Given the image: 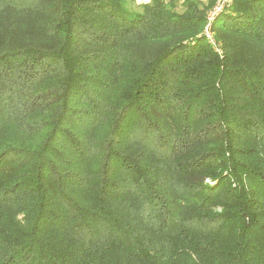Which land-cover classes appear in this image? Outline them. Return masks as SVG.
Here are the masks:
<instances>
[{
    "label": "trees",
    "instance_id": "1",
    "mask_svg": "<svg viewBox=\"0 0 264 264\" xmlns=\"http://www.w3.org/2000/svg\"><path fill=\"white\" fill-rule=\"evenodd\" d=\"M212 3L0 0V264H264V0Z\"/></svg>",
    "mask_w": 264,
    "mask_h": 264
},
{
    "label": "built area",
    "instance_id": "2",
    "mask_svg": "<svg viewBox=\"0 0 264 264\" xmlns=\"http://www.w3.org/2000/svg\"><path fill=\"white\" fill-rule=\"evenodd\" d=\"M233 1L234 0H214V4L212 8L206 14V25H205L203 33L206 39L208 40V42H210L213 45H216V44H215L213 35L211 31L209 30V27L211 26V24L213 23V21L218 15L226 11L231 6ZM217 50L220 53V50L219 49Z\"/></svg>",
    "mask_w": 264,
    "mask_h": 264
},
{
    "label": "rangeland",
    "instance_id": "3",
    "mask_svg": "<svg viewBox=\"0 0 264 264\" xmlns=\"http://www.w3.org/2000/svg\"><path fill=\"white\" fill-rule=\"evenodd\" d=\"M144 1H148V0H128L130 7L133 8L134 10H138L139 4L144 2ZM213 4H214V0H213L212 5L206 10V14L212 8Z\"/></svg>",
    "mask_w": 264,
    "mask_h": 264
}]
</instances>
